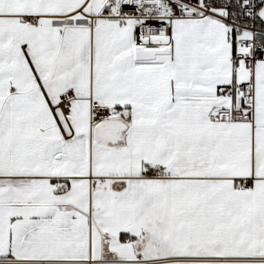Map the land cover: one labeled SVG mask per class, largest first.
<instances>
[{
  "label": "snow or ice",
  "instance_id": "obj_1",
  "mask_svg": "<svg viewBox=\"0 0 264 264\" xmlns=\"http://www.w3.org/2000/svg\"><path fill=\"white\" fill-rule=\"evenodd\" d=\"M0 264H264V0H0Z\"/></svg>",
  "mask_w": 264,
  "mask_h": 264
}]
</instances>
